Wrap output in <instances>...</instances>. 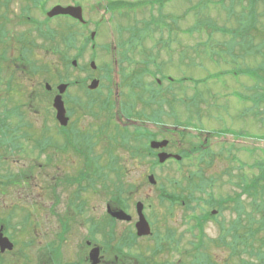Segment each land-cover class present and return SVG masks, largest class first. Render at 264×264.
<instances>
[{
    "label": "rangeland",
    "instance_id": "rangeland-1",
    "mask_svg": "<svg viewBox=\"0 0 264 264\" xmlns=\"http://www.w3.org/2000/svg\"><path fill=\"white\" fill-rule=\"evenodd\" d=\"M45 1L47 10L57 4H80L84 10V18L89 23L90 28H79L67 18L50 20L45 23L60 26L59 28H3L5 24L3 25V20H0V33H3L4 30L7 33V36L4 37L5 41L13 42L16 36H20L19 39L24 38V46L28 44V47L33 49H28V65H25L27 62L24 60V76H20L24 94L22 121H24L25 133L31 138L39 136L37 127L41 126L45 120H53L52 111H48V107L53 104V93L46 90V84H49L55 93L57 86L60 84L72 82L76 85L77 83L76 86L69 88L64 96L66 106L74 112L72 121H78L77 127L92 138H90L89 143L91 144L92 140L94 144L99 142L97 145L99 146L98 153L102 154L103 159L100 161V168L107 179L105 177L104 179H98L88 176L90 181L96 183L97 188L95 189L98 192L89 188L77 198L74 195L81 190L82 185L60 183L61 185H58L57 191H54L58 198L55 199L53 192L50 193L46 188H50V184L53 185L55 182L54 180L50 182L49 179L52 177H46V173L48 172L53 176L56 175L55 170L49 169L48 171L46 154L38 155L33 143H31L33 141H25L22 161H19V165L15 163L12 165L14 159H8L6 160L8 163L6 167L9 169L8 173L16 174L17 169H20L28 177L34 179L33 190L31 189L33 195L32 199L28 200L29 193L25 191L26 202L19 208L5 207L6 203L13 205L16 199L15 196L7 200L0 196V226L2 222L5 223L3 226L8 233L6 235L15 245L12 252L0 254V264H37L38 253L37 243L34 239L35 233L38 232V229L43 233L44 228L47 227H53L57 231L55 216L64 214L68 200L73 197L74 201L80 199L88 201L90 206L94 207V209H90L91 213L94 216L103 218H100V227L102 226L104 230L103 237L98 240V244L107 247L104 256L106 261H111V264L113 254L108 251L112 248L110 244L113 246L119 245V239L125 231L133 233L132 230H134L136 232L133 222L130 224L118 223L115 226L106 213L105 204L111 200L110 192L120 183L123 184L126 190L123 198L128 197V213L137 221L136 206L138 202L143 203L144 214L148 221L153 224V233L163 236V239L168 241L167 247L174 248V251L168 248L164 252L156 253L157 245L153 237L138 238L136 245L131 249L132 254H139L147 263L153 264H177L178 261H180V264H193L196 255L195 249L201 244L200 233L194 225L195 216L199 217L212 210L208 204L211 198L221 202V200H226L229 197L235 198L239 195L241 191L237 184L244 180L245 176H252L257 173L255 169H250V165L254 163L255 159L263 160L264 158V154L260 152V149L264 150V0L258 2L256 9L260 18L258 27L256 26L257 29L252 31L251 34L254 40L253 45L256 48L255 54H251L254 50L249 41L247 44H240L236 41V33L233 31L237 28H250L249 18L245 19L250 11V0H165L166 6L162 13L164 16H169L170 20L166 23L174 31L172 30V33L168 32L169 29L162 31L163 28H155L152 31V34L147 37L150 48L143 49L142 53L145 52L146 58L142 59L140 66L142 73H145V71L150 72L153 78L159 76L161 85L156 84L155 79L146 77L144 80L142 79L143 88L138 89V96L132 95L126 98V93L130 89V81H125L119 90L115 88L116 92L118 91L119 98L118 95H115L113 88L111 101L107 100V95L111 94L109 89L111 80L101 79V83L104 82V87H100L97 92L89 90L88 85H90V82L84 87L80 84L89 80V78H98L104 75L101 69H105V66L109 62L111 63L113 53L109 49L106 57L103 44L111 41L118 42L121 32L118 29L119 27L114 25L127 22L128 26H133L136 22H134L135 18L133 17H118V19L116 18L118 22L96 29L101 16L108 20L111 18L107 11L105 13L102 9L98 10L97 8L111 5L110 2L115 4H137L148 1L146 3L150 4L155 0ZM8 2L9 0H0V15L7 14L12 20L11 24L7 23V25L21 24L19 20L23 21L24 19L20 12L23 8L21 0H10ZM155 2L156 6L151 12L155 18L160 19L158 11L164 2ZM32 5L28 4L30 10H32ZM148 13L142 14L140 19L143 21ZM29 15L32 19H37L38 24H44L47 20L46 15L41 11ZM175 17L179 19L178 24L172 22ZM241 18L243 19L240 20ZM146 21L150 20L147 19ZM23 22L32 24L31 21L25 20ZM240 22L242 23L240 24L241 27ZM139 23L138 28H143L146 22ZM50 29L56 33L54 43L43 38V32ZM91 34H96L95 39L86 44L85 41ZM72 36L73 40L70 41V46H65L64 42ZM167 38L171 39V45L169 46L167 45ZM1 41L2 38L0 40V54L5 50ZM54 44L59 50L58 53L49 50ZM117 45L120 46L119 43ZM93 46L96 48L95 51L92 50ZM231 50L234 53H229ZM22 54L25 56V50H22ZM94 55H96L95 58ZM231 56L240 57L233 60ZM116 57L119 56L116 54ZM75 60L78 62L77 67L72 65ZM92 62L96 64L97 69L95 71L90 69ZM31 67H37L36 73L32 72ZM121 67L129 68L128 64ZM112 68V80L118 81L119 84L122 83L121 78H115L117 70L115 65H112ZM247 68L249 70L247 75L242 74L239 77L221 74L233 69L244 71ZM48 69L49 71H47ZM122 69L120 70L123 72ZM214 75L219 79L216 82L211 78ZM4 78L6 80L7 76L4 75ZM168 78H172L181 87H169L167 85ZM144 84H147V89H145ZM4 87V84H0V95H2L1 92ZM170 88L174 98L162 92V90ZM236 91L244 93V101H241L235 95ZM259 94L262 95V98ZM19 99L21 100V98ZM142 100L147 101L148 111L152 113L153 122L157 119L156 123L160 124L162 122V124H165L166 120L169 119L171 122L174 118V120H183L185 124L188 121L195 123L188 129H179L186 136H189H185L184 140L187 144L182 147V151L189 149V143H196L197 135L200 139H203L202 137L205 134L202 136L198 134L199 131H202L201 129L213 132L232 130L242 132L248 135L249 138L238 140L229 135L223 137L217 134V138H211L210 152H201L198 156L193 154L194 156L191 155V158L184 159L182 163L171 162L165 166L159 164L154 166V159L149 157L148 154L144 158L142 156L143 150L139 154V150L134 147V141L136 142V140L131 137L132 134H135V127H143L154 133L163 131L160 129L161 126L151 124L143 118L144 112L147 113V111L145 105L139 102H142ZM113 103L116 105L120 103L122 109L129 110L125 111L126 118L122 114L118 115L116 119L114 118L115 124L111 123L108 118L109 113L106 110L107 106ZM88 105H91V109H82V106ZM135 109H138V111L131 112ZM82 110L90 116H83ZM37 111L40 112L41 118L37 117ZM117 112V110H114V114ZM138 115H141L140 119L137 118ZM128 118L129 122L126 120ZM131 120L133 122L137 120V122L134 124L131 123ZM16 121L14 118L13 123ZM105 122L110 125V128L104 133L105 137L102 140L94 138L93 132H90L94 129H89V127L97 126L98 130L99 125ZM197 123L201 126L199 130V124ZM169 125L172 126L171 123ZM117 126H120L121 129L117 130ZM123 127H128L126 133H124L125 129H122ZM115 131L125 135H122L123 138L120 137L119 140L110 139L109 137L113 138ZM126 134L130 135L126 136ZM124 136H126V142H123ZM139 141V143L146 142L142 139ZM138 146L141 148V145ZM109 147H114L113 156L110 157L108 151H106ZM130 147H134L135 150H130ZM244 147L248 149L243 151ZM230 148H233V154L224 151V149ZM252 149L259 151H253ZM2 153L0 152V157L3 156ZM179 153L182 156L181 149L177 151L178 155ZM114 161L118 169L115 173L110 171V167H107V165H113ZM241 162L246 165L244 167L240 166ZM80 163L77 159L68 158L67 156L66 159L62 158L57 163L61 170L57 168V171L60 170V174L63 175L58 178L63 179L62 177H64V180L73 181L75 178L80 177L78 174L81 173L83 164ZM0 174H6L5 167L0 168ZM152 174L157 181L156 185H152L148 180V176ZM194 185L196 186L195 189ZM167 196L176 200L172 201ZM33 200L37 202L35 203ZM242 202H247L244 196ZM37 203L43 207V215L41 216L43 224L38 229L34 225H36V219L39 218L40 213L37 208L32 207L36 206ZM233 206L234 204L230 201L214 207L219 210L218 217L216 221L204 223V240L199 250L201 252L202 249L205 251L203 253H208L211 256L212 264H224L225 262L239 264L240 260L256 264V260L249 253L240 254L239 257L233 256L232 260L231 248L220 244V238L223 235L227 237V230L231 227V223L236 221L237 216L232 209ZM247 212L254 214L255 221L261 219L260 213L253 212L250 207H248ZM255 226L256 224L253 225L254 231ZM111 229L117 233V241H108V232ZM166 231H169L170 235L168 237L170 238H166ZM240 231L244 233L246 229L242 228ZM80 233L79 238L81 239L83 234H86V230ZM249 233L252 234L251 231ZM256 237L264 240V232L258 233ZM227 239L229 242L232 240L231 236ZM45 240L42 237V241L46 242ZM174 241H178V244ZM75 243L76 241H73V245L77 250ZM176 247L179 248V251L181 250L180 254L176 253ZM68 249L67 243L63 244V253H66ZM75 249L74 253H77ZM89 251V248H85L81 252L84 254L73 256V258L80 257L81 261L86 257L90 259L89 253L92 252Z\"/></svg>",
    "mask_w": 264,
    "mask_h": 264
},
{
    "label": "flooded vegetation",
    "instance_id": "flooded-vegetation-1",
    "mask_svg": "<svg viewBox=\"0 0 264 264\" xmlns=\"http://www.w3.org/2000/svg\"><path fill=\"white\" fill-rule=\"evenodd\" d=\"M10 2V0H9ZM8 2V3H9ZM23 8L21 9V14L24 17V21H31L32 24H25L21 23L19 25H5L3 28H59L60 26H52V25H47V24H38L37 19H32V17L29 14H33L35 12L40 13L41 7H40V0H21ZM107 6H99L97 9L98 10H103L106 11L110 14L111 18L108 22L107 25H112L114 22H118L116 18L118 17H136L137 15H129L128 11H126L127 6H132V5H127L126 4H115L114 2H110ZM28 4H33L32 5V10L28 7ZM27 5V6H26ZM61 4H57L56 6H60ZM136 7H139L138 4H134ZM146 5V4H145ZM36 6V7H35ZM63 7H68L71 6V4H64L61 5ZM74 6H81L80 4H74ZM82 7V6H81ZM141 7V5H140ZM83 8V7H82ZM7 9V7H6ZM35 9V10H34ZM120 10V11H119ZM146 11V10H145ZM141 12H139L140 14ZM84 14V10H83ZM59 18V17H58ZM62 18V17H61ZM67 18L68 20H71L69 17H63ZM151 18V16H150ZM113 20V21H111ZM151 21V19H149ZM72 21V20H71ZM150 21H142L141 22H146L144 23L143 28H137L145 33V40L139 41V40H123V35H120L118 42H104L103 44V49H104V54L107 57L108 54V49L111 50L113 53V58H111V63L109 62L106 66L105 69H101V72H104V75L99 76L98 78L92 77L89 78V80L85 81V84L90 82L92 83L93 81L97 80L99 81V86L97 90L93 92H97L100 87H104V82L101 83V79L105 81L111 80V87L109 88L111 90V94L107 95V100L111 101L110 98L113 95V88H114V93L115 95H118V91L116 92L115 88L118 90L120 89L121 85L125 81H130L129 84V90L126 93V98H129L132 95L138 96V89L143 88V83L142 79L144 80L146 77L150 78V72L145 71V73H142L141 71V63L142 59L146 58V56H142V51L143 49H148L150 48L148 45V40L147 37L151 33L152 30V25H148ZM127 23V22H126ZM124 23H120V25H114L118 26L121 32L125 34L126 29L129 28V26ZM105 24V18L104 16H101L100 23L97 24L98 28H102ZM139 25V24H138ZM81 25V28H90V25ZM126 26V27H125ZM111 27V26H110ZM113 27V26H112ZM69 28V27H66ZM130 36V35H129ZM129 38V37H128ZM4 42V41H3ZM2 43V42H1ZM117 43L120 44V46L117 45ZM4 46V52H5V57L3 58V64L0 68V84H4L5 87L2 90V95H0V152L2 153V157H0V168L5 167L6 169V174H0V196L4 198L5 200L9 198H13V196L16 197L15 201L13 202V205H8L6 203L5 207H21L23 203H25V191L29 193L28 200L32 199L33 193L31 192V189L33 190L32 184L34 182V179L25 176L24 171L17 169L16 174H11L8 173L9 169L6 167L8 164L6 160L8 159H14L12 162V165L15 163L16 165H19V161H22V156L24 155V145L25 141L31 142L34 145L35 151H37L38 155L41 154H46L45 156L48 158V161L46 163V166H48V171L49 169L55 170L56 175H50L48 172L46 173V177H52L50 182L54 180L55 182L50 184V188H47V191L53 192V195L55 199H58L57 196L54 194V191L59 188L58 185H61L60 183L64 180V177L58 178L62 173L60 174V167L58 166V162L61 161L62 158L66 159V156L69 158H74L80 161L82 164L81 168V173L80 177H82L81 180V190L77 191L74 197H80V195L87 191V189H95L97 188L96 183L92 182L88 179L89 175H94L96 177H100L102 174V169L100 168V161L102 159V154L98 153L99 146L98 143L94 144L93 140L92 143H89L90 136H87L88 134L81 131L77 126L78 121L73 122V113L72 110L69 109V107L66 106V101H65V109H66V117L69 118V123L67 126H61L57 120V113L53 106L48 107V111H52L53 113V120H45L43 121L41 126L37 127L39 136H33L31 137H25V125L23 119V89L21 86V75L24 76V55L22 54L23 47L20 43L19 36H16L12 41H6L3 43ZM127 49V50H126ZM147 52V51H146ZM145 53V52H144ZM151 53V52H150ZM116 54L119 57H116ZM137 54V56H135ZM145 55V54H144ZM112 57V56H111ZM128 64L129 68H123L121 66ZM112 65H115L116 70V75L115 78L119 77L121 78L122 83H118V81H113L111 76L113 75V68ZM90 68L92 70V66L90 65ZM123 68V69H122ZM122 69L123 72L120 70ZM96 70V69H95ZM4 75L7 76V79L5 80ZM171 79V78H168ZM149 84V83H148ZM89 86V85H88ZM145 89H147V84H144ZM176 87H181L177 85ZM1 91V90H0ZM49 93H53V100L55 99L57 95V91L54 93L53 90L49 91ZM104 96V95H103ZM120 96L118 95V98ZM21 98V100L19 99ZM140 103L145 105L146 112H144L143 118L147 121H149L151 124H154L156 126H161L163 131L154 133L151 130L145 129L143 127H135L134 129H140L141 130V139L145 140L146 142H135V145H141V148L138 146L137 149L139 150V154L143 150V157H147L146 154L149 156L153 154L157 159L159 154L164 153L167 155H170L171 157L167 159L165 162V165L171 162H176L179 163L183 161H176L175 156H179L177 154V151L181 149V155L182 157L184 156H190L195 154V155H200L199 153L201 152H210L209 148L211 146V138H217V132H211V131H202L201 136L205 134L203 139L200 140L199 135L198 139L196 140V143H189V149L187 151H182V147H185L187 142L184 140L186 137L185 133H182L179 131L180 128H185V122L180 119L173 120L170 122L169 119L165 121V124L162 122L156 123L152 121V113L149 110L147 106V101H139ZM120 104V103H119ZM109 104L107 106V113H109V119L111 123H114L115 121L114 118L122 114L126 118L125 114V109H122L121 104ZM183 105V103H182ZM82 109L88 110L91 109V105L82 106ZM143 109V108H141ZM139 109V110H141ZM114 110L118 111L117 113L114 114ZM136 112L138 109L133 110L131 112ZM83 113V116H90L89 114L86 113V111H81ZM88 112V111H87ZM127 112V111H126ZM40 112L37 111L36 115L38 118H41ZM133 114V113H132ZM16 119L17 121L13 123V119ZM137 118H141V115H138ZM119 120V117H118ZM127 122H129V118L126 119ZM137 122V120H134ZM54 122V124H52ZM131 120V123H136ZM169 123L172 124V126L169 125ZM97 124V123H96ZM115 124V123H114ZM37 125V124H36ZM40 125V124H39ZM99 129L97 130L96 127H89V129H94L91 130L90 132L94 134V138H97L100 140L103 139L104 133L106 130L110 128V125H108L106 122L103 124L101 123L99 125ZM128 129V127H124ZM96 129V130H95ZM117 130L121 129L120 126L116 127ZM144 131L146 134H156L157 138L156 139H151L148 141V137L143 135ZM186 131V130H185ZM90 133V135H92ZM215 133V134H214ZM120 134V135H119ZM102 135V136H99ZM130 134H126V136H129ZM126 136L123 140L126 139ZM186 136V137H185ZM228 136V134L222 135ZM122 138L121 133H117L115 131V134L113 135V138L109 137L110 139L113 140H119V138ZM132 137V136H131ZM93 138V139H94ZM120 138V139H121ZM136 138V137H134ZM92 139V138H91ZM136 140V139H135ZM158 141V142H168V144L160 149V150H153L151 147L152 141ZM104 141V140H103ZM127 141V139H126ZM138 141V140H137ZM134 145V147H136ZM134 147H130V150H135ZM149 147V149H148ZM114 147H109L106 149L108 151V155L113 156V151ZM97 151V153H96ZM194 156V155H193ZM38 157V156H37ZM62 157V158H60ZM60 158V159H59ZM117 163V162H116ZM114 168L110 169V171L117 172L118 169L116 168V164L114 161V164L112 165ZM57 168L60 169L57 171ZM146 175V174H145ZM153 175V174H152ZM78 177V178H80ZM76 179V178H75ZM101 186V185H100ZM96 190V189H95ZM98 192V190H96ZM49 193V192H48ZM80 193V194H79ZM130 196H132L131 193H129ZM50 197V196H49ZM73 197V198H74ZM111 195V200H109L105 204V209L106 213L109 217V219L112 220V223L117 226L118 223H125V222H120L112 218L108 212L109 209H111L112 212L118 211V210H123L125 213L129 214V205H128V200H125L124 203V208H122L120 202H117L112 199ZM73 198L71 200H68L67 205L65 206L64 214L62 216H55V223L57 225V231L53 229V227H47L44 228V232L42 233L40 229H38L42 224H43V219L41 216L43 215V207L42 205L38 206L36 204V208L38 209L40 216L37 219V224L36 227L38 229V232L35 233V242L37 243V264H92L90 262V259L86 257V259H82L80 257L73 258V256H81L84 253H81L85 248H89V252H92L95 249H100V264H110V262L105 260V248L103 246H99L98 240L103 237V227H100V218L99 216H94L90 209H94V207H91L88 201L85 200H76L74 201ZM35 202V200H33ZM37 202V201H36ZM35 202V203H36ZM213 205V203H211ZM210 206V204H209ZM212 207V206H210ZM212 216L216 217L217 213H213L214 210L208 211ZM92 214V215H90ZM207 214V213H205ZM204 215V214H203ZM206 218V217H205ZM205 218H201L199 216V219L202 221ZM103 219V218H102ZM209 220V218H208ZM135 225V230H136V222L134 219L132 221ZM130 222V223H131ZM207 222V221H206ZM205 222V223H206ZM210 222V221H209ZM129 223V224H130ZM151 224V223H150ZM152 225V224H151ZM153 227V226H152ZM86 230V234H83L82 238H79V235H81L80 232H84ZM131 231H125L122 233L121 238L119 239L120 244L113 246L110 244V247L112 246L111 249L108 251L113 254V261L111 264H135L131 257L122 254L127 252L128 249L127 247H123L122 241H131L135 240L137 242V239L134 237L136 236V232L134 230ZM108 232V231H107ZM167 237L170 235L169 231H166ZM117 233L115 230H110L108 232L107 238L112 239L113 241H117L118 237L116 235ZM131 235V236H130ZM42 237L45 238L46 242L42 241ZM132 237L133 239H131ZM151 237H153L156 240V248L159 249L160 251L164 252L165 249L170 248L172 251H174V248L167 247V240L163 239V236H160L158 233L153 234ZM51 238V239H49ZM146 238V237H144ZM142 239V238H141ZM70 240V241H68ZM73 241H76L75 245L77 250L75 249L73 245ZM170 241V240H169ZM176 244H178V241H174ZM68 245L69 249L67 250L66 253H63V244ZM42 244L44 245L42 247ZM122 245V246H120ZM122 248L123 251L118 252L117 250ZM74 249L76 250L77 253H74ZM176 253L180 254L181 250L179 251V248H175ZM118 253V256L116 255ZM90 255V253H89ZM177 264H180V261H178Z\"/></svg>",
    "mask_w": 264,
    "mask_h": 264
},
{
    "label": "trees",
    "instance_id": "trees-1",
    "mask_svg": "<svg viewBox=\"0 0 264 264\" xmlns=\"http://www.w3.org/2000/svg\"><path fill=\"white\" fill-rule=\"evenodd\" d=\"M164 2L162 3L161 7H159V15H160V19L155 18V16L152 14L151 10L154 9V7L156 6V2ZM151 3V6L148 7V9H146V11L144 10L143 12H141L140 14H138L135 17L134 22H136V24H134L133 26H129L128 29H126L127 32H125V34L123 35V40H139V41H143L145 40V33L141 32L137 26L138 24H140L139 22H141L140 17L142 16V14H145V12L148 13V11H150L147 16H145L144 20L147 19H151V21L148 23V25H153L154 28H169V25L166 23V21L170 20L169 16L167 17L166 15L164 16L162 11L164 9L165 5V0H155ZM261 0H250V11L249 13H247L245 19L249 18V22L250 28H237L235 31L236 33V41H238V43L240 44H247V42L249 41L251 43V46L254 50V52H252L251 54H255L256 53V48L253 45V38L251 37L252 31L256 30V26L258 27V22H259V16L257 14V5L258 2ZM155 3V4H154ZM157 3V4H158ZM245 9V8H243ZM151 16V18H150ZM134 18V17H133ZM244 18V17H243ZM243 18H241L240 20H242ZM4 20V22L7 20L6 14H2L0 15V20ZM242 24L241 22L239 23V25ZM241 27V25H240ZM130 34V36H129ZM56 37V33L54 31L47 30L45 32H43V38H46L48 41L53 42L54 39ZM129 37V38H128ZM73 40V36L68 38V40H66L64 42L65 46H70V41ZM22 47L23 50H25V56H24V60L25 65H28V56L27 54L29 53L28 49H32L28 47V44L26 46H24V38H22ZM54 43V42H53ZM56 43V41H55ZM57 44V43H56ZM259 44V43H258ZM257 44V46H258ZM239 45V44H237ZM33 50V49H32ZM49 50H52L54 53H58V48H56V45L54 44L52 47L49 48ZM229 53H234L233 50H231ZM233 60H235V58H239L240 56H231ZM234 57V58H233ZM242 57V56H241ZM29 65L31 66L30 62ZM32 72L36 73V69L37 67H31ZM49 71V69L47 70ZM247 70H244L242 73H246L247 74ZM236 72V69H233L231 71L228 72H223L221 74H223L224 76H229L231 74H234ZM240 72V70L238 71ZM239 75V74H238ZM213 79V77H212ZM219 79L216 76V81H218ZM225 81V80H224ZM186 82V81H185ZM73 85V83L71 84ZM82 87H84V84H82ZM162 92L164 94L169 95L170 97H173V93L171 92V88L168 90H162ZM235 95L238 96V98H240L242 101L244 98V93H238L236 92ZM259 96L262 98V95L259 94ZM205 101V100H203ZM245 104V103H244ZM150 140V139H149ZM148 140V141H149ZM123 142H126V140H123ZM137 142V140H136ZM139 142V140H138ZM137 148L138 145H135ZM254 151V150H253ZM254 153V152H253ZM154 164L156 163V161L154 160L153 162ZM246 164H243L242 167H244ZM107 167H110V169L114 168L111 164ZM253 168L257 171V173L253 174L252 176L248 175L247 177L245 176L244 180H242L240 183L237 184V187L240 189V193L239 195H237L235 198L233 197H229L226 200H221V202L215 200V199H211L215 204H222L224 202H232L234 204L233 206V211L236 214V221L234 223H231V227L230 229L227 231V237L231 236L232 240L231 242H229V240L227 239V237H225V235H223L220 238V244L224 245L225 247H230L232 250V260H233V256H238L240 254H247L249 253L250 256L252 258H254L256 260V264H264V240H260L258 237H256V235L258 233H263L264 232V158L263 160L259 159L254 161V163L252 165H250V169ZM91 177V176H90ZM107 179L106 176H104L103 174H101L100 177H98L99 179L103 178ZM81 180L82 177L80 178H76L73 181L71 180H63L61 183H64L65 185H73V184H81ZM195 186V185H194ZM196 188V186L194 187V189ZM126 190L123 186L122 183L118 184L114 190L112 192H110V194L113 196L112 199L122 203L121 206L122 208H124V203L125 199L123 198V195H125ZM243 196L245 197V200L247 201V205L246 203L242 202ZM168 199H171L170 197H167ZM172 201H175V198L171 199ZM248 207L251 208V210L254 212L256 211L257 213H260L261 215V219L255 221L254 220V214L248 213L247 209ZM211 216V215H210ZM29 217V216H28ZM31 217V216H30ZM33 219V217H31ZM256 224L255 226V231L253 230V225ZM5 225V223H4ZM242 228H245L246 231L244 233H242L240 230ZM249 231L252 232V234L249 233ZM131 236V235H130ZM135 237V236H134ZM131 239H133L132 237H130ZM136 238V237H135ZM113 241V240H112ZM122 241V245H124L123 247H127L128 250L127 252L122 254H125L129 257H133L131 254V249L133 248L134 244H135V240L131 241ZM111 242V241H110ZM120 245V246H122ZM199 248H201V246H199ZM198 248V249H199ZM118 252L123 251L122 248L117 250ZM202 252V253H201ZM201 252H198L197 255L194 257V263L193 264H212V260L210 258V256L208 255V253H203L205 251L201 250ZM116 255L118 256V253H116ZM239 257V256H238ZM133 258H138V257H133ZM224 264H228V263H224ZM239 264H251L249 261L246 260H240Z\"/></svg>",
    "mask_w": 264,
    "mask_h": 264
},
{
    "label": "water",
    "instance_id": "water-1",
    "mask_svg": "<svg viewBox=\"0 0 264 264\" xmlns=\"http://www.w3.org/2000/svg\"><path fill=\"white\" fill-rule=\"evenodd\" d=\"M47 16L49 18H55L58 16H70L73 19H76L82 23L85 22L84 18H83V10L81 7L57 6V7L53 8L48 13ZM94 37H95V34H92L93 39H94ZM73 66L76 67L77 62H73ZM92 67L95 68L94 63H92ZM98 86H99V81H93L91 83V85L89 86V89L94 91L98 88ZM47 88H48V90H50V86H47ZM67 89H68V85H66V84H62L58 87L59 94L54 99V104H53L54 108L57 111V119L60 122V124L63 126H66L68 124V121H69V119L66 117V109H65V105H64V101H63V96L65 95ZM167 144H168V142H152L151 147L153 149H162ZM170 157H171L170 155H167L164 153L159 155V159H160L161 163H165V161ZM175 158L177 160H181L180 157L176 156ZM149 182L153 185H155L157 183L154 176L149 177ZM143 209H144L143 204L139 203L137 205L139 222L137 223L136 227H137L138 236H140V237L151 235V227H150L148 221L146 220V217L143 214ZM109 214H111L114 218H116L120 221H131L132 220V218L123 211L112 212L111 209H109ZM3 231H4V228L2 227L0 230V252L2 254L5 253L6 251H13V249H14V245L12 244V242L7 237L4 236ZM98 254H99V250L96 249L93 251V253L90 256L91 260L94 261V264H97L99 262Z\"/></svg>",
    "mask_w": 264,
    "mask_h": 264
}]
</instances>
